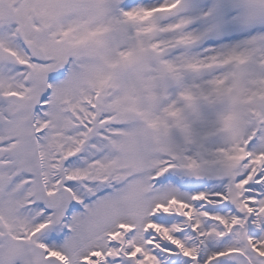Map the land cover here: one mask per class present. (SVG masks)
I'll list each match as a JSON object with an SVG mask.
<instances>
[{"label":"snow or ice","instance_id":"6c2138e0","mask_svg":"<svg viewBox=\"0 0 264 264\" xmlns=\"http://www.w3.org/2000/svg\"><path fill=\"white\" fill-rule=\"evenodd\" d=\"M0 264H264V0H0Z\"/></svg>","mask_w":264,"mask_h":264}]
</instances>
